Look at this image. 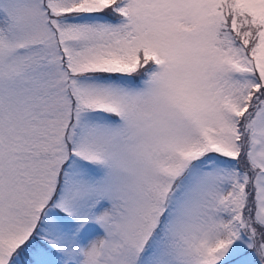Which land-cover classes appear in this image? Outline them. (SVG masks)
Instances as JSON below:
<instances>
[{"label":"snow or ice","instance_id":"6c2138e0","mask_svg":"<svg viewBox=\"0 0 264 264\" xmlns=\"http://www.w3.org/2000/svg\"><path fill=\"white\" fill-rule=\"evenodd\" d=\"M0 264H264V0H0Z\"/></svg>","mask_w":264,"mask_h":264}]
</instances>
